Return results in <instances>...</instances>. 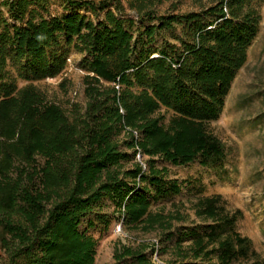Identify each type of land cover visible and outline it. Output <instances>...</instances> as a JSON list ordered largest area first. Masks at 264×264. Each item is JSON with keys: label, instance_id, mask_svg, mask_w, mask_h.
<instances>
[{"label": "trees", "instance_id": "obj_1", "mask_svg": "<svg viewBox=\"0 0 264 264\" xmlns=\"http://www.w3.org/2000/svg\"><path fill=\"white\" fill-rule=\"evenodd\" d=\"M211 1L201 11L158 14L139 0L141 19L154 22L137 35L123 0H66L63 13H53L50 0L0 1L5 264H95L97 240L80 226L91 217L89 227L108 228L107 200L124 228L161 227L173 264H264L237 229L242 211L222 195H197L189 207L175 202V211L151 208L152 199L183 190L156 157L208 167L227 158L210 122L248 61L261 24L255 1L264 0ZM72 49L85 55L86 105L51 100L33 83L19 86V79L63 74ZM189 211L202 224L185 225ZM126 257L151 264L145 249L126 248L119 258Z\"/></svg>", "mask_w": 264, "mask_h": 264}, {"label": "rangeland", "instance_id": "obj_2", "mask_svg": "<svg viewBox=\"0 0 264 264\" xmlns=\"http://www.w3.org/2000/svg\"><path fill=\"white\" fill-rule=\"evenodd\" d=\"M2 1V0H0ZM53 13L66 11V0H50ZM126 7V18L135 24L127 26L137 35L141 25L154 21L141 19L139 0H123ZM211 0H145L146 11L158 14L186 13L201 11L211 4ZM261 14L258 35L248 52L246 65L239 70L227 96L221 116L210 122V128L225 144L227 158L214 167L203 166L199 161L185 165H174L156 157L158 168L168 169V180L178 181L182 185V193L159 200L152 199V210L175 211L174 203L185 202L190 206L191 199L197 195H222L231 210H241L242 217L237 222V229L253 241L258 254L264 257V1H255ZM143 16V13H142ZM182 27L175 34H181ZM173 40V34L168 33ZM158 40V44L161 43ZM85 55L72 49L69 64L65 72L56 78L28 82L18 80L19 86L33 83L45 92L49 99L68 105L69 102L87 103L82 68ZM161 112L167 111L162 108ZM171 113H168V117ZM132 152V151H130ZM148 157H138L145 162ZM131 167V164L128 165ZM190 198V199H189ZM106 212L112 222L108 228L99 224L89 227L91 217L84 219L80 228L88 231L97 240L95 264H139L132 258L120 259L126 248L143 250L151 264H173V249L163 253L162 246L167 243L165 231L161 227L145 230L126 229L122 225L120 215L115 206L107 200ZM185 212V208H183ZM190 212V211H189ZM185 225L202 224L193 212ZM93 218V217H92ZM0 264H5V256L0 248ZM180 264V263H179Z\"/></svg>", "mask_w": 264, "mask_h": 264}]
</instances>
